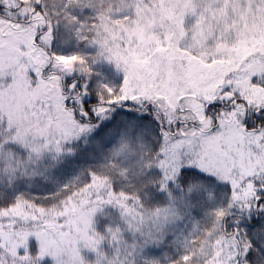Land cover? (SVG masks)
<instances>
[{"label": "snow or ice", "instance_id": "obj_1", "mask_svg": "<svg viewBox=\"0 0 264 264\" xmlns=\"http://www.w3.org/2000/svg\"><path fill=\"white\" fill-rule=\"evenodd\" d=\"M0 264H264V0H0Z\"/></svg>", "mask_w": 264, "mask_h": 264}]
</instances>
